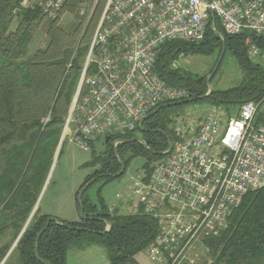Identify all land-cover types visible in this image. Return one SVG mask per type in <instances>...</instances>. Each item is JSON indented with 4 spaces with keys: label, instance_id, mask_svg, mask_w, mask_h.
<instances>
[{
    "label": "trees",
    "instance_id": "1",
    "mask_svg": "<svg viewBox=\"0 0 264 264\" xmlns=\"http://www.w3.org/2000/svg\"><path fill=\"white\" fill-rule=\"evenodd\" d=\"M88 0H66L63 10L74 12ZM21 0H0V234L14 230L10 244L0 247V262L26 224L39 197L49 165L60 142L69 109L96 25L107 0H98L89 28L64 29L58 18L44 24L46 44L28 55V46L43 15L36 6L20 8ZM16 20V21H15ZM16 25L12 28V23ZM213 22V28H212ZM250 39L264 55V37L244 32L227 35L216 17L211 18L200 42L170 41L163 44L154 63V73L167 85L191 92L188 103H204L230 110L246 101L259 103L255 121L264 122L259 108L264 102V62L251 60L245 41ZM218 51L235 57L242 71L239 84L209 91L206 76L180 70L174 63L186 55H210ZM185 100L154 108L116 148L105 137L107 150L96 156V169L79 187L82 214L76 222H63L49 215L30 218L11 253L19 264H66L70 246L102 245L109 264H138L136 254L146 251L158 233L156 220L136 214L110 213L90 202L87 188L100 177L113 180L138 154L147 157L146 176L174 140L175 108ZM181 102V103H179ZM92 150V149H91ZM130 152L129 156L126 153ZM123 174V173H122ZM78 201V200H77ZM80 210V208H79ZM53 219V220H52ZM228 226L207 240L213 264H264V187L248 193L233 209ZM106 224L109 225L107 232Z\"/></svg>",
    "mask_w": 264,
    "mask_h": 264
},
{
    "label": "built area",
    "instance_id": "2",
    "mask_svg": "<svg viewBox=\"0 0 264 264\" xmlns=\"http://www.w3.org/2000/svg\"><path fill=\"white\" fill-rule=\"evenodd\" d=\"M65 2L21 0L20 8L36 6L45 19L55 20ZM212 15L227 35L264 37V0H107L64 134L72 123V140L81 149L90 151L93 141L105 137L116 148L158 105L189 99L188 89L167 85L154 73V63L167 42L203 40ZM245 43L251 60L264 56L250 39ZM258 107L246 101L226 122L210 111L196 123L176 126L174 140L150 174L131 184L134 199L127 201V214L142 212L157 223L146 250L156 264H211L201 252L208 238L227 227L248 193L264 187ZM118 209V203L108 207L110 213Z\"/></svg>",
    "mask_w": 264,
    "mask_h": 264
},
{
    "label": "rangeland",
    "instance_id": "3",
    "mask_svg": "<svg viewBox=\"0 0 264 264\" xmlns=\"http://www.w3.org/2000/svg\"><path fill=\"white\" fill-rule=\"evenodd\" d=\"M97 4L98 0H88L81 3L74 12L63 10L58 18V23L64 29L70 26H81L80 32L82 33L86 28H89L88 26L92 22L94 11L98 6ZM46 21L47 19L43 17L41 24L35 31L32 41L28 46V55L45 46L47 38L44 24ZM15 25L16 23L13 22L12 28ZM217 53L218 51L215 50L210 55L182 56L174 63V66L180 70H187L193 75L206 76V82L210 76L207 84L211 90H222L238 85L242 79V71L235 57L230 53H225L222 58H220V55L218 59ZM260 60L264 62V56ZM238 107L226 110L204 103H183L175 108L174 113H176V116L173 118L174 123L172 126L175 128L178 125L186 123H196L210 111H214L216 115L220 116L226 122L228 118L236 115ZM259 112L264 114V102L260 106ZM73 130L74 124L70 123L64 135V130L62 131L63 139L59 142L54 152L36 202L38 215H49L63 222H76L81 219L76 193L87 177L100 167L99 163L93 162L94 158L104 154L107 150V146L104 144V138L93 141L91 144L92 150L90 151L81 149L72 140ZM134 133L137 138L140 137L137 131ZM130 154V152H127L126 156ZM147 162L148 160L145 155H135L131 158L123 174L119 177L105 184L102 177L94 181L86 190V195L89 197L90 202L96 204L98 207L100 206V199H102L107 207L118 203L119 209L115 211L118 214L127 215V210L130 206L127 204V201L134 199L130 186L133 181L140 179L142 176H146L145 166ZM154 162L155 160L149 166H152ZM117 195H121L120 200L117 199ZM108 227L106 224L105 230L109 229ZM13 235L14 230H7L1 233L0 247L10 244ZM13 248L9 249L4 260L2 259L3 262H0L1 264H19L16 252L11 253ZM201 252H204L206 258L211 260V264H213L210 249H202ZM135 260L138 264H155L146 251H141L136 254ZM66 263L109 264L106 259L105 248L99 244L90 245L89 247L70 246L67 251Z\"/></svg>",
    "mask_w": 264,
    "mask_h": 264
},
{
    "label": "water",
    "instance_id": "4",
    "mask_svg": "<svg viewBox=\"0 0 264 264\" xmlns=\"http://www.w3.org/2000/svg\"><path fill=\"white\" fill-rule=\"evenodd\" d=\"M212 18H213V15H212ZM209 79H210V76L207 78V83L209 82ZM210 91H211V89L209 88V91L206 93V95H207ZM189 101H190V100H185L183 103H188ZM179 103H181V102H179ZM64 129H65V128H64ZM63 135H64V131H63ZM63 135H62V137H61V139H60V142H61V140L63 139ZM169 145H170V142H169ZM124 170H125V166L122 165V166H121V169H120L116 174L113 175V178H117V177H119V176L124 172ZM89 184H90V182H88V183L82 188V190L80 191V193H79L78 196H77V200H78V205H79V208H80V215H81V217L83 216V214H82V200H81V193H82L83 189H84L87 185H89ZM35 211H36V204H35V206H34L32 212H31V214H30V216H29V218H28L26 224L24 225L23 229L21 230V232H20L19 235L17 236V238H16L14 244L12 245V247H11L10 249H12V248L15 246V244L17 243L18 239H19L20 236L22 235V233H23V231H24V229H25L27 223L29 222L30 218L33 216V214L35 213ZM52 220H53V219H52ZM107 231H108V229H106V230H105L104 232H102V233H105V232H107ZM3 260H4V259H3ZM3 260H2L1 262H3ZM0 264H1V263H0Z\"/></svg>",
    "mask_w": 264,
    "mask_h": 264
},
{
    "label": "crops",
    "instance_id": "5",
    "mask_svg": "<svg viewBox=\"0 0 264 264\" xmlns=\"http://www.w3.org/2000/svg\"><path fill=\"white\" fill-rule=\"evenodd\" d=\"M89 247V246H88ZM154 262V261H153ZM155 263V262H154ZM67 264V263H66ZM156 264V263H155Z\"/></svg>",
    "mask_w": 264,
    "mask_h": 264
}]
</instances>
